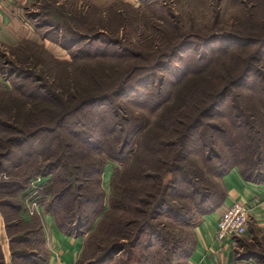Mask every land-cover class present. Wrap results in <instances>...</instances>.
<instances>
[{
    "label": "rangeland",
    "instance_id": "rangeland-1",
    "mask_svg": "<svg viewBox=\"0 0 264 264\" xmlns=\"http://www.w3.org/2000/svg\"><path fill=\"white\" fill-rule=\"evenodd\" d=\"M35 2V7L32 9L35 15L38 14L39 21L42 20L44 22L43 20H49L67 30V35L70 27L76 32L89 33L91 35L101 34L100 29H103V34L107 37L102 38L104 41L105 39H111L116 40L117 43L120 42L118 48L116 45H109L99 40L94 41L89 46H87V42H82L77 48L86 45V47L95 51V47L97 46L99 52L106 49L109 52L114 49H127L128 52L125 56H130V59L116 60L114 58L116 56H108L112 58L86 60L88 65L92 64L95 67H99V65L103 66L100 68L102 73H104L105 79V83L101 84L103 91H112L123 78L128 77L129 80L132 79L126 84V88L129 89L128 93L126 91L119 97L112 98L110 102L84 108L77 114L73 122H67L65 126H62L56 132L48 133L43 130V132L27 137L28 142L24 145L23 149L15 152L14 160L22 151H33L36 149L49 150L48 153L53 151L55 156L50 155L48 158L43 159L44 166H49L54 160L57 163L55 164V173H40L50 171V169L47 171L42 169L37 171L39 174L33 175H42L46 178V187L42 191V214H37L39 216L36 219L33 216L26 215L23 208L24 197L28 189L20 195L21 221L11 209L0 207V230H2V233H0V245L4 255V262L5 264H23L19 259L13 260L12 252L14 250L16 252L33 250L34 252L39 249L40 246H37L35 243L27 246L19 240L25 238H33L30 240H34V234L30 231V229L36 227L34 222H39L44 232L45 215L49 214L46 212L44 204H47L49 199H51L46 194V191L52 184L55 174L59 173L62 176H67L70 172L74 173L72 169L74 164L80 166L83 163H93L96 160H100L105 165L104 172L102 173V182L98 181V176L96 175L94 178L97 179L92 177L93 181L91 179L86 182V185L87 188L89 187L87 191L90 190L91 194H96L104 189L106 196L104 197L103 207H105L108 214L106 216L101 215L95 222L92 231L87 233L89 235L85 241L80 264H152V255L164 253L159 245L158 238L155 236L152 238L151 230L149 232L144 231V234L139 233V228L135 227L136 224L126 230L128 234L130 233L128 235L129 238H126L127 234L122 227L124 225L117 223H120L122 218L132 221L137 220L141 223L149 221V219L151 220L149 215L151 209L148 204L150 202L152 204V181L135 180V176L141 174L147 173L148 176H152V172L156 167L153 159L151 161V152L145 146L144 133L147 129L148 136H152V147L158 148L162 143L161 140L175 139V132L173 133L172 128L185 122L187 114L193 112L190 108V102L187 101L188 103L182 106L173 100L174 93L180 86V82H182V80L175 81V77L179 76L181 71L185 70L182 76L183 82L187 79L188 81L193 79L189 84L190 90L187 89V92L189 93L190 91V94H192L193 90L194 92L196 91L198 96L200 95V99H197L196 102H200L202 98V91L200 89L209 90L213 88L216 91L219 87L221 88L223 85L228 84V81L235 76L241 75L247 63H258V67L260 68L259 61H261L264 69V44L259 46L253 39H247L250 38L247 37L249 35H253L251 38L257 39L256 36L260 37L264 34V27L260 26L264 20V0H142L141 5L134 8L127 7L126 12L117 18H115L114 14L104 16L94 8L88 9L85 12L68 0H37ZM57 11L60 12L62 16H59L61 17L56 14ZM249 12H254L255 18H257V26L253 29L250 26L248 27L247 14ZM80 15L84 17L78 24L76 17ZM215 34H237L241 37H247L245 41L248 42L245 47L238 46L235 42L232 43L230 41L226 45L222 41L219 42L220 45L216 41L214 43L205 42L206 46L204 47V44L195 41L199 37H212ZM55 36L59 37L58 34H55ZM185 39H189L190 43H192L190 46L192 45L195 48L197 46V53L192 52L193 50L189 49L188 46L182 49L181 52H178L177 56H171L173 47ZM222 44L226 46L225 49L229 48L225 51L227 52L226 55L222 54ZM258 54L261 56L260 59H258ZM53 55L55 54L53 53ZM199 56L205 58L200 64L216 60V65L206 76L204 75L205 77L202 73L199 75V78L195 79L197 75L193 72V69L194 66L199 65ZM62 59H70L67 50L63 53V56H52L46 50L41 51L32 44H25L23 47L17 48H0V73L2 74V83H4L2 87H6V89H1L0 86V122H12L14 115H16L17 119H22L24 117L23 114H27L25 103L29 102L34 107L31 108L29 105V111L34 110L35 114L39 113L40 115H42L41 111L43 109L45 111H43V116L36 117L39 122L35 123H47V126L49 125L52 117L54 118L59 113L58 107L55 108V106L49 105L47 102L42 103V101H39L41 107H36V101L11 95L15 84L23 82L21 79H17L19 78L18 75L12 72L17 69L29 75L34 74L38 79L42 80V84L53 80L54 86L57 89L73 91L72 83L78 81L79 78H83L80 72L83 68L82 66H76L77 64L71 66ZM133 60L138 63L134 64L132 70H130ZM160 60L166 62L165 65L161 68H155L156 63ZM252 72H254L253 69ZM251 73L248 75L249 80L254 77L251 76ZM138 78H143L140 85L136 82ZM158 78L161 80L159 81ZM197 84L198 86L195 89L193 85ZM249 84L236 87L228 94L220 104L218 111L216 110V113L206 118V122L221 124L225 130L233 132L237 128L233 126L234 122H232L229 109L235 110L234 106L239 105L244 112L249 113L251 117H255L257 122L251 123H255L256 128L259 129V134H262L264 132V102L256 95L252 87L253 85ZM161 86L166 94H168L166 100L170 103V107L165 104L160 108L155 107L154 102L158 98L157 88ZM66 91L63 94L66 93L69 99L65 95H62L64 100H67L63 104L64 106H68V102L72 104L71 97ZM185 97L188 99L189 94ZM42 106L45 108L43 107L42 109ZM37 108H40V110ZM102 111L103 114H101ZM115 112H118V125L124 123L125 127H127L132 124L147 122L148 127L150 126L151 129H144L145 126H143L140 134L125 149L122 159H120L124 160V162H108L109 159H107L108 155L106 152H91V154L85 155L82 143L73 134L85 132L89 136H92L93 139L94 137H101V132H107L104 131L103 126L116 120L113 116ZM36 118L33 120L36 121ZM42 118L44 122H41ZM26 120L29 119L26 118ZM42 128L45 129V126ZM80 136L83 135L80 134ZM116 137L117 135L109 137L108 144L113 147H119ZM224 152L225 150L222 153ZM161 155L163 158H166L165 152ZM87 156L89 157L86 158ZM57 158H60V160H56ZM66 158L72 167L66 165L69 163L66 161ZM196 159H198L197 164L199 166H205L203 155H197ZM66 167H68L67 170ZM192 167L193 165H190L189 169H192ZM4 177L6 175L0 172V185H2L1 182L3 180L8 179ZM170 177L171 174L167 175L165 180L168 181ZM211 179L215 180L216 178L213 177ZM215 181L219 182L220 179ZM117 183H121V186L126 187L129 191L132 189L137 190L138 197L135 198L137 205L135 204L136 207L130 212L124 209L116 212L110 208L109 201L112 188ZM7 191L8 189L0 188V200L4 198L8 199L6 197ZM50 215L53 216L52 214ZM15 217L19 221H15L16 219H13ZM162 221L170 223L164 217ZM129 230H133L134 232H129ZM135 235L140 237L139 242L136 241ZM11 236L14 240L13 244L11 243ZM245 240V248L255 250L253 252H260L261 254H258V261L264 264V237H257L255 242L251 241L248 244V239ZM242 243L244 242L242 241ZM120 247H124L125 250L118 252L117 250ZM43 248L45 247L43 246ZM36 263V261H33L30 264ZM178 263L181 264L180 261Z\"/></svg>",
    "mask_w": 264,
    "mask_h": 264
},
{
    "label": "trees",
    "instance_id": "trees-1",
    "mask_svg": "<svg viewBox=\"0 0 264 264\" xmlns=\"http://www.w3.org/2000/svg\"><path fill=\"white\" fill-rule=\"evenodd\" d=\"M56 14L58 16L61 15L59 11H57ZM114 16L117 18L120 14ZM83 17L82 15L76 17L78 24ZM31 18L37 19V26L45 30L42 33L44 38L59 44L63 49L68 51L70 59H62L64 62L71 66L75 64H77L76 66H82L83 70L80 72L83 78H79L78 81L72 83L73 91H66L64 89H57L54 86L53 80L46 81L42 84V80L38 79L34 74L29 75L17 69L12 72L18 75L19 78L17 79H21L23 82L15 84V88L12 89L11 95H15L22 99L28 98L27 100L30 101H36V107H41V101L42 103L47 102L49 105L55 106V108L58 107L59 112L54 118L52 117L50 120L51 123L49 122L48 126L47 123L36 124L35 122H39L36 117L44 115V106H42V115L39 113L35 114L34 110H28L29 105L31 108H34L32 106L33 104L31 105L28 102L25 103L27 114H23L24 117L22 119H17L16 115H14L12 122H0V172L6 175V177H4L5 179L8 178L7 180H3V182H1L2 185H0V188L8 189L6 192V197L8 199H1L0 207L11 209L13 213L18 216L20 221V195L28 189L30 178L37 174V171L42 169L45 171L50 169V171L40 173H55V164L57 162L54 160L49 166H44L43 159L48 158L50 155L55 156L53 151V153H48L49 150L45 149L22 151L20 154L21 156L19 155L14 160L15 152L23 149L24 145L28 142L27 137L43 132V130L48 133L56 132L62 126H65L67 122H73L77 114L84 108L110 102L112 98L119 97L126 91L128 93L129 89L126 88V84L132 79L129 80L128 77L123 78L112 91H103V89H101V84L103 85L105 83V79L104 73H102L100 69L103 66L99 65V67H95L92 64L88 65L86 60L109 59L113 56H116L114 57L116 60L124 58L130 59V56H125L128 52L127 49H114L110 52L106 49L105 51L99 52L97 46L95 47V51H92V49L86 47V45L77 48L82 42H87V46H89L96 40L104 41L102 38L107 37L103 34V29H100V32H102L101 34L91 35L89 33L76 32L69 26L70 30L67 35V30H64L53 22L49 20H43L44 22H42V20L39 21L38 14H32ZM247 22L248 27L250 26L251 29L257 26V18H255L254 12H249L247 14ZM260 26L264 27V20L261 22ZM255 32L257 33L256 30ZM55 34H58L59 37L55 36ZM247 37H241L237 34H215L212 37H199L195 41L201 42L202 44L205 42L214 43V41L219 44V42L222 41L224 45L230 41L232 43L235 42L238 46L245 47L248 42L245 41L247 38L253 39L259 46L264 44V34L260 37L256 36L257 39L251 38L253 35ZM104 42L109 45H116L117 48L120 43L111 39H105ZM25 44H32L41 51L46 50L50 55L55 56L45 46L30 41L9 48L23 47ZM190 44L192 43H190L189 39L182 40L173 47L171 50L172 54L170 55L175 57L178 52H181L182 49L188 46L189 49L193 50L192 52L197 53V46L195 48L192 45L190 46ZM224 45L221 47V51H223L222 54L226 55L227 52L225 51L229 48L225 49L226 46ZM205 46L206 44H204V47ZM260 57V54H258V59H260ZM198 59L199 65L194 66L193 69V72L197 75L195 79L199 78V75L202 73L203 76H206L216 65V60H210L209 62L207 61L200 64L205 58L199 56ZM136 63L138 62H135V60L132 61L130 70H132V67ZM165 63L166 62L160 60L156 63L155 68H161ZM259 63L260 68L258 67V63H247L241 75L235 76L228 81V84L223 85L221 88L219 87L216 91L213 88L209 90L204 88L200 89L202 91L200 102H196L197 99H200V95L198 96L196 91L194 92L193 90L192 94H190V91L189 93L187 92V89L190 90L189 84L193 79L189 81L187 79L183 82L182 76L185 70L183 72L181 71L179 76L175 77V81L182 80V82H180V86L176 89L173 100L182 106L190 102V108L193 112L187 114V120L185 122L172 128L173 133L175 132V139L165 140L161 136L163 140H161L162 143L158 148L152 147V136H148V131L146 129L147 132L145 131L144 133V143L151 152V161L153 159V163L156 167L152 172V176H148L147 173L141 174L135 176V180L152 181V204L151 202L148 204L151 209V213L149 214L151 220L149 219V221L141 223L137 220L132 221L122 218L120 223H117L125 226L121 225L127 234L125 236L126 238H129L128 235H130L126 230L135 224V227L137 229L139 228V233L144 234L151 230L152 238L154 236L158 238L159 245L164 253L152 255V264H179L178 261H180L181 264H185L186 258L194 248L195 236L193 228L195 224L200 217L212 213L225 202L226 190L224 188L223 177L231 169L238 167L242 176L247 181L257 183L264 182V132L259 134V129L256 128L255 123H251L257 122L255 117H251L249 113L244 112L239 105L234 106L235 110L229 109L232 122H234L233 126L237 128L234 129L233 132L231 130H225L221 124H212L205 120L218 111L220 104L236 87L250 85L249 83L253 85L252 87L256 95L264 102V69L261 65V61H259ZM252 69L254 72H252ZM186 73L188 74V72ZM250 73L251 76H254L251 80H249L248 77ZM158 79L159 81L161 80L160 78ZM142 80L143 78H138L136 80L137 84L140 85ZM197 86L198 84L193 85L195 89ZM1 89H6V87H1ZM65 91L71 97L72 104L68 102V106L63 105L67 101L62 97V95H67L66 93L63 94ZM187 94H189L188 99L185 97ZM157 96L158 98L154 102L155 107L160 108L164 104L170 107V103L166 100L168 94H166L162 86L157 88ZM67 99L69 98L67 97ZM37 109L40 110V108ZM101 114H103V111ZM113 116L116 120L113 121L114 123L109 122L110 124L103 126L104 131L107 132H101V137H94L93 139L92 136H89L85 132H76V134H73L74 137H78L79 141L82 143L85 155L91 154V152H106L108 155L107 159H109L108 162H124V160L120 159H122L125 149L129 146L131 141H134L135 137L140 134L143 126H145L144 129H151L150 126L148 127L147 122H140L127 127H125L124 123L118 125V112H115ZM26 118L29 120H26ZM35 118L36 121L33 120ZM41 122H44L43 118ZM43 126H45V129L42 128ZM80 134L83 136H80ZM113 135H117L116 140L119 143V147H113L108 144L109 137ZM224 150L225 152L222 153ZM164 152L166 158H163L161 155ZM197 155H203L204 167L197 164ZM88 157L89 156L86 158ZM56 160H60V158ZM66 161L69 162L67 158ZM7 164L9 166L6 167L5 165ZM66 165L72 167L70 162ZM190 165H193L192 169H189ZM104 166L105 165H103L100 160H96L93 163H83L80 166L74 164L72 167L74 171L73 174L70 172V175L68 174L69 176H62V174L58 173L55 174L54 180L52 179V184L46 191V194H48L51 199H49V202L44 204V206L46 207V212L54 216L59 227L67 234L82 236L86 233H90L97 219L101 215L106 216L108 214L105 207H103L104 197L106 196L104 189L96 194H91L90 190L87 191L89 187L87 188L86 185V182L90 181L92 177H96V175L98 176V181L102 182ZM68 167H66V170ZM166 169L168 170L166 171ZM169 174H171V177L166 181L165 179ZM213 177L216 178L215 180L220 179V181L216 182L214 179H211ZM91 181H93V179ZM136 197H138L137 190L132 189L129 191L126 187L121 186V183H117V185L112 188L109 201L110 208L116 212L120 209L130 212L137 205ZM143 205L146 206L145 203H143ZM38 216L39 215L36 214L33 217L36 219ZM163 217L170 221V223L162 221ZM13 219L15 220L16 217ZM19 220L16 219L15 221ZM103 221L104 219L102 223ZM34 224H36V227L30 229L34 234V240H30L33 238H25L19 241H22V243L27 246H31L35 243L37 246H40L39 249L34 252L33 250H23L21 252L12 250L14 261L19 259L23 264H30L33 261H36V264H44L47 261V253L45 248H43L45 236L42 225L39 224V222H34ZM129 232L134 231L129 230ZM134 237L136 241H140L139 236L135 235ZM10 238L13 244L14 240L12 236ZM11 248L13 249V247ZM123 250H125L124 247H120L117 251L120 252ZM258 254L261 253L251 252L248 255L258 259ZM81 259L82 258H80L78 262L79 264ZM259 262L261 263V261ZM0 264H5L1 245Z\"/></svg>",
    "mask_w": 264,
    "mask_h": 264
},
{
    "label": "crops",
    "instance_id": "crops-1",
    "mask_svg": "<svg viewBox=\"0 0 264 264\" xmlns=\"http://www.w3.org/2000/svg\"><path fill=\"white\" fill-rule=\"evenodd\" d=\"M35 1L37 0H0V48L18 46L30 41L45 46L56 56H63L66 50L44 38L42 33L45 30L37 26V19L31 18ZM68 1L85 12L94 8L103 15H121L126 12L127 7L134 8L142 4V0ZM2 82L0 74L1 87L4 84ZM223 183L226 190L225 202L212 213L200 217L195 224L194 248L186 258L185 264H261L258 259L248 255L255 250L245 248V239H248V244L255 242L257 237H264V182L245 180L240 169L235 167L223 177ZM235 202H243L252 207L248 231L244 236L219 241L216 234L218 221L224 210ZM85 235L67 234L53 216L46 214L44 247L47 261L44 264H79L88 234Z\"/></svg>",
    "mask_w": 264,
    "mask_h": 264
},
{
    "label": "built area",
    "instance_id": "built-area-1",
    "mask_svg": "<svg viewBox=\"0 0 264 264\" xmlns=\"http://www.w3.org/2000/svg\"><path fill=\"white\" fill-rule=\"evenodd\" d=\"M45 176H33L30 179L28 191L24 197L23 208L28 216L42 214V191L46 187ZM252 207L243 202H235L229 205L218 221L217 239L224 241L228 238L244 236L251 220Z\"/></svg>",
    "mask_w": 264,
    "mask_h": 264
}]
</instances>
